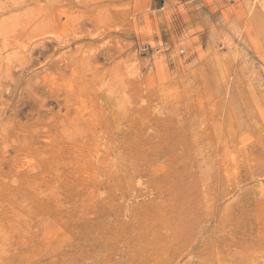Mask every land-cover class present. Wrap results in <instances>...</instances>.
Wrapping results in <instances>:
<instances>
[{"label": "rangeland", "instance_id": "374dc122", "mask_svg": "<svg viewBox=\"0 0 264 264\" xmlns=\"http://www.w3.org/2000/svg\"><path fill=\"white\" fill-rule=\"evenodd\" d=\"M0 264H264V0H0Z\"/></svg>", "mask_w": 264, "mask_h": 264}, {"label": "bare ground", "instance_id": "6f19581e", "mask_svg": "<svg viewBox=\"0 0 264 264\" xmlns=\"http://www.w3.org/2000/svg\"><path fill=\"white\" fill-rule=\"evenodd\" d=\"M130 146V145H129ZM92 154V153H91Z\"/></svg>", "mask_w": 264, "mask_h": 264}]
</instances>
